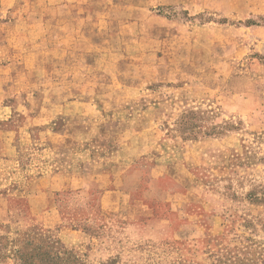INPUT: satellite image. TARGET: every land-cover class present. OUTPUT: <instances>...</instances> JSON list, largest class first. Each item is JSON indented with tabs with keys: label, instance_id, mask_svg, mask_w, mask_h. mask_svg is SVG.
<instances>
[{
	"label": "rangeland",
	"instance_id": "rangeland-1",
	"mask_svg": "<svg viewBox=\"0 0 264 264\" xmlns=\"http://www.w3.org/2000/svg\"><path fill=\"white\" fill-rule=\"evenodd\" d=\"M90 3L93 14H100L88 22L94 32L88 36V55L79 51L83 46H75L79 38L68 37L66 23L57 24L49 14L38 41L39 18L32 15L40 9L37 4L13 8L23 22L12 20V55L17 48L28 51L27 63L39 62L47 81L40 87L38 73L29 74L27 91L49 96L56 90L62 96L90 93L93 111L116 114L71 120L81 133L92 129L86 144L77 135L79 139L56 145V150L45 142L35 151L45 161L54 157L62 173L79 171L78 164L87 160L94 174L101 163H112V148L120 143L131 151L140 148L145 153L133 166L139 186L131 197L117 198L121 207L111 212L101 209L96 183L38 197L39 176L28 172L14 181L25 194L11 208L22 214L13 212L1 223L0 212V238L15 239L38 227L57 236L84 264H213V256L224 248L232 251L253 243L250 257L264 264V229L249 225L264 218V206L246 200L254 186L264 183V0ZM53 17L62 20L66 15L61 10ZM67 75L79 81L52 82ZM100 123L106 130L101 136ZM145 127L148 131L141 132ZM3 165L11 166L0 159ZM44 174L42 190L47 193L51 173ZM84 183L79 179L76 184ZM50 204L53 212L39 211ZM10 250L0 252V264H18Z\"/></svg>",
	"mask_w": 264,
	"mask_h": 264
},
{
	"label": "crops",
	"instance_id": "crops-1",
	"mask_svg": "<svg viewBox=\"0 0 264 264\" xmlns=\"http://www.w3.org/2000/svg\"><path fill=\"white\" fill-rule=\"evenodd\" d=\"M90 2L91 0H0V159L4 160L7 164H11L10 167L3 165L5 168H0V178L3 177L0 183L3 182L2 185L4 188L3 192H0V212H4L3 219H1L3 222L1 223H5L6 221H4V219L7 220L6 218L12 215L13 212L19 211L18 214H22L21 210L11 208V202L22 203L25 194V191H22L21 187L14 185V181L17 177H27V175H29L28 172L31 171H35L36 177L39 176L37 180L35 179V182L41 185L40 189L37 188L38 190L35 192V196L42 197L44 195L57 194L70 189L78 190L84 187L89 188L92 187L91 185L93 183H96L101 190V209L105 210L107 208V210L111 212H116L121 207L120 201L117 200V198L121 196L131 197L133 190L137 189L139 186L138 182L135 183L134 180H138L140 175L137 171V174H133L135 170H137V168L133 166L136 159L145 153L139 152L138 150L140 148L133 147L132 149H135L131 151L120 143L117 147L115 146V149L112 148L111 154H115V157L111 159L112 163L110 165L101 163L99 165L100 168H96L97 173L94 174L91 172H95V168L92 166V162H87V160H84L82 163L78 162V166L80 167L79 171L65 170L62 173V171L57 168L61 164H58L54 157L51 160L45 161L41 156L42 154L38 155V151H35L38 150L39 143L44 144L45 142H49L52 145L49 144L51 149L56 150V145L69 142L71 139L75 141L77 138L79 139V137L86 144L91 140L88 136L90 132H92V129L86 127L81 133L75 126L72 128L73 125L70 123L71 120L78 116L87 117L101 115L102 118H108L116 114L106 113V111L102 109H95L93 111L90 107L92 106L90 93L76 96H62L61 94H56L58 93L56 90L51 93L52 96H49V94H45L44 92L35 93L27 91L29 88L26 87V84L29 83L25 81L27 79L26 76H29V74L33 76L34 73L36 77L35 73H38L39 79L36 77V83H38L40 87H43L47 81L46 77L42 74L43 72L40 70L39 62L33 65L27 63L26 54H29L28 51L22 53V51H20L21 48H17V55H12V20H16L15 23H17V21L20 23L23 22L22 16H18L20 12L14 11L13 8H15V6H22V8H24V6H28L31 3L37 4L38 7L40 6V9L37 8L35 9L36 11L33 10L34 12L32 15L39 18V20L35 21V29H38V27L41 28V30H39L38 41L42 40L44 36V32L42 31L43 23L45 22L44 15L49 14L52 15L51 20L56 21L57 24L60 23V21L63 22V24L66 23L68 37L73 36L79 38V40H77L79 44H75V46H83L82 49L79 48V51L84 55H88V53H90V50H88V36H92L91 34L93 32L90 30L88 22H90L91 16L95 17L96 15L99 18L100 14V12H97L99 14H93ZM46 8L48 10H46ZM61 10L66 15L65 19L61 20L59 17H53V15L55 16V14ZM44 11H47V13L44 14ZM81 37L83 42H81ZM39 46V44L34 45L31 49L38 48ZM60 50L64 52V50ZM81 75L85 77L84 74ZM73 79L74 76L67 75L61 79L60 77L52 79V82L57 81V83L54 84L60 85L63 83L76 84V82L79 81L78 78L76 81ZM83 83H87L85 79ZM95 100L96 99H93V101ZM76 101L81 103L77 104ZM77 106L82 107V110H76L75 108ZM130 120H132V123H135L134 118ZM16 121L19 122V124L12 126ZM103 121H105V119ZM102 125L104 124L100 123V136L102 135V131L103 133L106 132ZM148 129V127L142 128L141 132H147ZM77 132H79V134H77ZM77 135H79V137H77ZM105 137L108 138L107 135H105ZM102 139L103 138H101V140ZM103 141L109 143L113 142L104 139ZM51 153L55 156L53 151ZM137 153L139 154L137 155ZM25 159L28 160L27 163L24 162ZM47 159L50 158L48 157ZM125 161H129L128 167H124ZM73 163L76 165L75 161ZM22 164H24V166ZM44 171L46 173H51L50 177L46 179L52 181L51 183L46 181L47 185L51 188V193L48 191L44 193L42 190V184L45 180ZM79 179H84L85 181L81 186H77L78 184H76ZM127 184H130V188L123 189L124 185ZM112 198H115V200L111 206H106L105 202ZM55 209L54 204H50V206L39 208V211L51 213Z\"/></svg>",
	"mask_w": 264,
	"mask_h": 264
},
{
	"label": "trees",
	"instance_id": "trees-1",
	"mask_svg": "<svg viewBox=\"0 0 264 264\" xmlns=\"http://www.w3.org/2000/svg\"><path fill=\"white\" fill-rule=\"evenodd\" d=\"M262 163L264 159L260 160ZM246 200L255 206H264V183L254 186L246 194ZM249 225L255 229L261 226L264 229V218H256L250 221ZM10 248L12 258L18 264H84L80 256L69 249L57 236L34 227L31 230L21 233L17 238H0V252ZM255 244L244 246L241 249L224 248L216 253L213 264H258L255 258H251ZM235 252V253H234ZM2 256H0L1 259ZM105 264H118L111 260Z\"/></svg>",
	"mask_w": 264,
	"mask_h": 264
}]
</instances>
